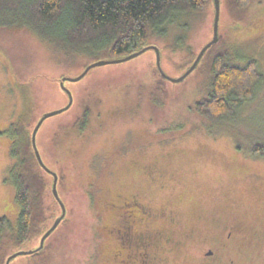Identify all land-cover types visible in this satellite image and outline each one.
I'll return each instance as SVG.
<instances>
[{
    "label": "rangeland",
    "instance_id": "1",
    "mask_svg": "<svg viewBox=\"0 0 264 264\" xmlns=\"http://www.w3.org/2000/svg\"><path fill=\"white\" fill-rule=\"evenodd\" d=\"M214 17L211 4L203 14L179 17L183 30L172 27L167 37L151 40L161 50L167 75L178 78L189 69L193 54L213 39ZM181 32L185 39L177 47ZM219 33L221 40L207 57L229 51L234 63L254 58L264 73V0H250L243 8L221 0ZM95 61L67 56L27 29H0V218L15 224L20 213L8 180L15 163L11 147L19 141L7 134L12 124L23 123L32 133L43 115L64 108L69 96L63 79L74 98L70 109L47 118L37 134L41 155L62 178L58 192L67 208L66 219L45 241L42 264H115L107 240L108 201L152 186L154 207L166 213L158 225L169 227L174 237L197 233L200 224L210 235L213 220L218 231L237 223L248 234L264 233V155L250 152L264 140V88L242 107L239 149L227 132L209 133L193 109L206 93L204 61L182 82L162 81L153 72L156 54L148 50L127 62L93 68L79 81L68 80ZM86 107L90 113L82 128L79 117ZM170 218L178 222L173 228ZM41 238L20 250L36 249ZM232 250L239 264L259 261L257 246ZM30 258L17 256L10 264H27ZM159 264L198 263H191L182 247L170 256L162 251Z\"/></svg>",
    "mask_w": 264,
    "mask_h": 264
},
{
    "label": "trees",
    "instance_id": "2",
    "mask_svg": "<svg viewBox=\"0 0 264 264\" xmlns=\"http://www.w3.org/2000/svg\"><path fill=\"white\" fill-rule=\"evenodd\" d=\"M229 1L240 8L250 2ZM211 4L213 0H0V29H27L67 56L93 57L96 61L103 57L118 59L150 45L155 36L167 37L172 27L183 30L177 24L179 17L203 14ZM185 32L179 35L177 47L183 45ZM210 48L198 65L204 61L209 75L206 93L194 102L193 109L202 116L209 133H215L213 129L225 131L241 149L238 117L244 104L257 95V88H264V73L254 58L234 63L229 51L207 57ZM196 56L193 54L187 66ZM156 65L154 62L153 72L168 81ZM89 110L86 107L79 117L82 128ZM7 134L19 139L11 148L15 163L8 180L15 187L20 213L15 224L7 217L0 218V264H5L11 251L40 239L61 212L52 190L53 176L37 160L30 129L23 123H14ZM253 151L264 155V140L256 144L255 150L250 149L252 154ZM43 160L48 166L44 157ZM61 180L59 176L58 185ZM45 250L46 247L29 255L27 264H42Z\"/></svg>",
    "mask_w": 264,
    "mask_h": 264
},
{
    "label": "flooded vegetation",
    "instance_id": "3",
    "mask_svg": "<svg viewBox=\"0 0 264 264\" xmlns=\"http://www.w3.org/2000/svg\"><path fill=\"white\" fill-rule=\"evenodd\" d=\"M142 169L154 168L151 165H144ZM153 173L154 171L147 172L152 176ZM157 176L160 177L158 173ZM152 187L141 192L117 194L108 201L106 213L110 216V225L107 227H110L107 231V240L111 262L159 264L162 251L166 256H170L183 247L187 250L191 263L239 264L238 253L232 248L240 250L248 244L260 248L259 261L256 262L264 264V233L259 230L248 234L247 227L232 223L218 231L216 220H213L214 225L211 227L213 232L210 235L207 233L209 227L206 224H200L197 233L189 230L175 237L169 227L161 229L158 222L166 213L154 207L153 202L157 196L152 192ZM169 224L173 228L178 222L170 218Z\"/></svg>",
    "mask_w": 264,
    "mask_h": 264
},
{
    "label": "water",
    "instance_id": "4",
    "mask_svg": "<svg viewBox=\"0 0 264 264\" xmlns=\"http://www.w3.org/2000/svg\"><path fill=\"white\" fill-rule=\"evenodd\" d=\"M214 3V7H215V17H214V35H213V39L210 40L202 49L201 51L198 53L196 59L194 60V62L192 63V65L189 67V69L186 70V72L178 77V78H173L170 77L169 75H167V73L164 71L162 64H161V50L158 46L156 45H148L144 48H142L139 51L133 52L125 57L122 58H118V59H110V60H98L95 61L94 63L88 65L85 70L76 78H68V80H72V81H79L82 78H84L88 72L96 67H100V66H105V65H110V64H118V63H123V62H127L130 61L140 55H142L143 53H145L148 50H154L155 54H156V64H157V68L160 71L161 75L166 78L168 81L174 82V83H179L184 81L186 78H188L193 72L194 70L198 67L199 63L201 62V59L203 58V56L205 55V53L207 52V50L214 44H216L219 40V23H220V17H221V0H213ZM67 79H63L61 81V87H63V89L66 91V93L69 96V103L62 109L48 113L43 115L40 120L37 122V124L35 125L33 132H32V145L35 151V155L37 157V160L39 161L40 165L46 170V172H48L49 174H51L53 176V186H52V190H53V194L54 197L56 198V200L58 201L60 207H61V215L54 221L53 225L46 231V233L42 236L41 240H40V245L39 247H37L36 249H31V250H19L15 253H13L12 255H10L7 258L6 264H10L11 261L16 258L17 256H21V255H31L34 252H37L41 249L44 248L45 246V241L51 236V234L58 228V226L61 224V222L63 221V219L66 217L67 214V208L65 203L63 202L62 198L60 197V194L58 192V180H59V176L56 172H54L53 170H51L44 162L40 151L37 147V134L38 131L41 127V125L43 124V122L56 114H59L61 112H64L68 109L71 108V106L73 105L74 102V98H73V94L70 90H68L65 85H64V81Z\"/></svg>",
    "mask_w": 264,
    "mask_h": 264
}]
</instances>
